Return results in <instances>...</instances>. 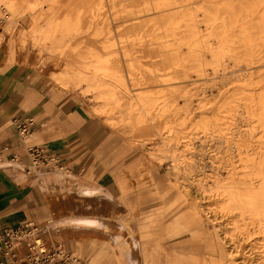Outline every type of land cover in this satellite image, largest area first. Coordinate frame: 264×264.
Here are the masks:
<instances>
[{
  "label": "rangeland",
  "instance_id": "374dc122",
  "mask_svg": "<svg viewBox=\"0 0 264 264\" xmlns=\"http://www.w3.org/2000/svg\"><path fill=\"white\" fill-rule=\"evenodd\" d=\"M17 1L20 13L16 26L6 31L3 23H0L1 34H3L0 39V62H14L23 53L26 55L32 52V55L36 54L38 56L39 53L35 49L40 48L43 53L40 64L47 66L50 78L55 84L57 82V86H62V84L55 79V76L62 69L67 68L66 64H71L77 70H85L87 64L100 62L102 66L116 70L121 76L122 82H118V86L123 93L132 96L138 94L149 95L155 99H162L168 95L176 96L175 108L169 111V122L164 123L163 119L159 118L156 119L155 124L162 127V132L166 130L163 126H170L173 130L178 131L183 136L180 138L181 141L187 140V133L196 129L200 138L198 143H202L204 147L200 148L198 146L194 148V152L198 156L203 157L201 162L206 163L205 155L208 151L206 148L212 144V141L205 143L203 140L202 119L206 118L208 121H213V113L219 108L223 109L226 102L230 100L232 93H241L243 88L238 89L235 85L229 84L227 85L229 87L228 90L223 87L221 92L217 93L215 87H209L208 96L210 98L208 97L201 108L204 112L192 115L190 113L191 106L196 104L197 98L203 95L204 88L202 86H205L207 84L205 81L208 80L207 78L203 80V78L207 77L208 72L212 70L211 61L208 58H204L205 60L203 59L202 61L189 59V56H187V43L182 41L179 44V50L181 49L182 55L179 54L178 62L184 71V75L174 79L181 83L167 84L166 82L158 81L160 78L159 73L162 72L159 68L160 64L162 66L160 61L163 58V50L166 49L165 52L171 53L175 51V48L172 45L163 46L171 40V37L166 34V30L161 29V18H157V15L152 12L150 14H146L145 11L144 13H136L137 10H141L142 5H148V2L145 0ZM201 1V3L197 2L194 4L197 12H201L202 6H204L213 13L227 7L232 0ZM237 1L233 0L232 2L236 5L234 14L242 11L240 14L245 15L247 12L243 11L242 6L252 3L253 0H239L242 3ZM183 2L185 6L181 12L187 13V0H183ZM40 5L44 7L39 8ZM54 8L56 9L55 18L57 20L68 18L72 22L76 21L79 23V26L75 35L64 38L62 50L55 51L54 56H51L44 54L42 45H32L30 43V35L33 26L44 23L48 10ZM262 10L263 8L257 14H262ZM2 15L3 13H0L1 17ZM244 20L239 24L243 23ZM203 32H205V29L201 31V34ZM129 41L134 42L135 46L129 47ZM151 42L153 44H149ZM254 47L258 51V55L264 58L263 45L254 42ZM156 49L157 52L155 51ZM155 53L157 54L155 55ZM156 59H160L157 64L153 62ZM263 62L250 64L254 74L258 75L264 72L254 68ZM198 63H202V65ZM129 64H132V66L129 67ZM202 69L204 70L202 71ZM203 72H206L205 76ZM187 74L190 75L189 79H187ZM191 74L192 77L196 76L195 79L191 77ZM184 79L186 86L183 84ZM196 79L197 81H194ZM190 80H193V82L190 83ZM178 84L181 86H178ZM177 87L178 89H175ZM182 87L185 88L182 89ZM168 88H171V90L169 91ZM254 92L256 99L252 102L257 103L258 99L264 96V84L255 88ZM88 97L90 98H86L93 102L91 95ZM185 97L190 98L186 99ZM191 99H193V102H191ZM120 101L123 103V97H121ZM100 102V100L95 101L96 104ZM106 109V111L96 112L103 115L105 125L107 128L109 127L113 142L122 143L123 146L119 148V153H114L110 158V169L113 170V175L116 177L120 173V168L128 165L132 166L133 179L140 177L139 179L141 180V183L137 184V189L141 188L140 190L143 191H139L140 193H137V195L134 192L126 194L124 198L128 202L127 207H118L114 196L109 194L112 197L110 198L106 189L98 187V185L87 186L89 184L80 180L82 175L89 179L95 178V175L91 172L86 174L85 171H80L78 175L71 176V178H74V183L53 184L57 191H43V199H40L42 203L47 202L49 207H41L40 211L41 213L44 212V214L35 219L29 218V220L34 221L39 227H44L48 219H56L60 216L74 215V218H78V220L94 218L103 222H113L117 225L121 234L116 240H113L96 229H88L83 225H74L63 230L50 232L45 229L46 242L51 239L61 241L76 255L87 259L90 264H132L133 260L129 246L133 243L135 244L133 252L135 253V258L138 259V264H209L208 254L197 237L187 231L186 226L181 225L183 221L186 225V218L182 217L179 224L173 222V212L185 215L187 212L191 213L193 208L189 207V204L191 201H197L204 204L205 208L211 211L212 217H216L213 222L218 225L221 233L225 235L226 248L235 250V264H264L257 254L260 243L264 242V234L253 233L249 238L241 237V234L246 233V231L249 232L251 229L254 231L255 228H253L252 224H248L246 228L239 226L238 229L235 227L234 223L237 218L233 216L234 213L230 210H219L216 207L217 201L200 198V195L195 192L194 185L190 179H187L188 186L183 188L181 193L178 192L173 185L174 179L164 174V165L160 166L148 155L147 151L150 145L142 143V140L148 137H152L155 140L157 137L156 130L150 128L151 126L147 123L127 125L122 122L116 123L114 120H108V116L117 115V108L115 106H107ZM230 122L242 124L243 118L236 117L234 120L230 119ZM25 143L27 145L41 144V139L36 136L34 127L31 134L25 138ZM131 162L132 165L129 164ZM15 167L22 171L25 170V167L18 166L12 162L0 164V168ZM33 169L36 170L35 168ZM57 173L60 175L68 174L63 169L57 170ZM125 173L127 174L128 172L125 171ZM128 177L131 176L128 174ZM196 177H203V174L198 172ZM117 180L119 178L115 180L116 184L120 182H116ZM178 181L182 182V180ZM183 182L186 183V181ZM128 183L131 186L136 185L135 180L130 179ZM72 187L77 189L100 188L102 193L97 194L93 200L79 203L66 193L65 189ZM112 188L114 190L115 186ZM128 190L130 192L133 189L130 188ZM119 199H121L120 196ZM111 211L114 216L109 219L108 215ZM210 225L211 222L208 223V226ZM81 242L87 243L86 250H75V245ZM114 242H117V244ZM144 260L147 262H144Z\"/></svg>",
  "mask_w": 264,
  "mask_h": 264
},
{
  "label": "bare ground",
  "instance_id": "6f19581e",
  "mask_svg": "<svg viewBox=\"0 0 264 264\" xmlns=\"http://www.w3.org/2000/svg\"><path fill=\"white\" fill-rule=\"evenodd\" d=\"M145 1L149 4L142 5L141 10H137L136 13L145 11L146 14H150L152 12L157 15V18H161V29L166 30V34L173 40L163 46L172 45L175 48V51L171 53L165 52L166 49L163 50L162 61L160 59L153 61L156 64L159 61L162 62L163 68L160 64L159 70L162 72L159 73L158 81L167 84L176 83L179 81L174 79L184 75L178 62L179 54H181L179 44L182 41L187 43L189 59L202 61L208 58L211 61L212 70L210 68L211 71L208 72L207 77L203 78L210 81H205L207 84L202 86L204 92L197 98V103H191L192 115L204 112L201 108L209 97V87H215L217 93L221 92L223 87L228 90L229 84L235 85L238 89L243 88L241 93H232L223 109L218 106L219 109L213 113V121L202 119L203 140L205 143L212 141V144L206 148L208 150L205 155L206 163L201 162L203 157L194 152V148L204 147L202 143H198L200 138L196 129L187 133V140L181 141L180 138L183 136L178 131L170 126H163L166 130L162 132V127L155 124L156 119L159 118H162L164 123L169 122V111L175 108L176 96L168 95L162 99H155L149 95L132 96L123 93L118 86V82H122L121 76L116 70L104 67L100 62L87 64L85 70H77L68 63L67 68L62 69L55 79L66 88H80L83 94L89 93L93 101L100 100L99 104L93 106L95 111H106L107 106H115L117 115L108 116V120L127 125L149 124L150 128L156 130L157 137L155 136V140L152 137L145 138L142 143L150 145L148 155L160 166L164 165V174L174 179L173 185L178 192L181 193L183 188L188 186L187 179H190L200 198L217 201L216 207L219 210H230L234 213L233 216L237 218L235 227L246 228L248 224H252L254 231L251 229L249 232L239 233L241 237L249 238L253 233L264 234V96L259 98L257 103L252 102L256 99L255 88L264 84V72L256 75L250 66L253 62L264 61L254 47V42L264 47V0H253L252 3L242 6L243 11L248 13L245 15L240 14L242 11L234 14L236 5L232 3L233 0L227 7L213 13L204 6L201 12H197L194 4L201 3V0H187V13L181 12L185 6L183 0ZM237 2L242 3L239 0ZM42 6L40 5L39 8ZM261 8L263 12L258 15L257 12ZM0 13H3L2 17L0 16V23H3L4 29L6 31L12 29L19 18L18 1L0 0ZM55 14V8L49 9L44 23L35 24L31 30L30 43L42 45L45 55L54 56L55 51L62 50L64 38L75 35L78 31L79 23L72 22L68 18L57 20ZM243 20L244 22L239 24ZM204 29L205 32L201 34ZM1 32L0 30V39L3 35ZM128 45L133 47L135 43L129 41ZM155 51L157 52V49ZM155 55L153 54L154 57ZM198 64L202 65V63ZM128 66L131 67L132 64ZM254 68L264 71V62ZM204 69L206 71V67ZM205 74L206 72H203L204 76ZM195 77L192 78L195 79ZM189 78L190 75L187 74V79ZM190 81V83L193 82V80ZM183 84L186 86L185 79ZM178 86L181 85L178 84ZM168 90L170 91L171 88ZM121 97L124 99L123 103L120 101ZM236 117L243 118L242 124L230 122V119L234 120ZM198 172L202 173L203 177H196ZM48 190L57 191L53 184H43L37 191L43 194V191ZM65 190L79 203L93 200L97 194L102 193L100 188L72 187ZM108 196L112 198L109 194ZM189 207H192L193 211L187 212L186 215L173 212V222L179 224L182 217L186 218V225L184 221L181 225L186 226L187 231L197 237L208 254L209 264H235V250L226 248L225 235L213 222L216 217H212L211 211L200 202L191 201ZM113 216L111 211L108 218ZM74 217L70 215L48 219L43 226L50 232L83 225L88 229H96L113 240L121 234L113 222H103L94 218L78 220ZM209 222H211L210 226H208ZM114 243L117 244V242ZM134 245L133 243L129 246L133 260L131 262L138 264V259L133 252ZM86 248L85 242L75 245L77 251H85ZM257 254L264 263V242L260 243ZM144 262L147 261L144 260Z\"/></svg>",
  "mask_w": 264,
  "mask_h": 264
},
{
  "label": "crops",
  "instance_id": "0c3cea01",
  "mask_svg": "<svg viewBox=\"0 0 264 264\" xmlns=\"http://www.w3.org/2000/svg\"><path fill=\"white\" fill-rule=\"evenodd\" d=\"M35 51L38 56L29 51L30 54L23 53L14 62H0V149H4L6 159L12 155L19 159L5 163L25 167L24 171L18 167L0 168V231L42 216L41 207H49V204L40 201L43 194L38 188L43 184L74 183L71 176L80 171L95 175L93 179L85 175L79 179L89 184L87 186L106 189L114 196L118 207H127L126 194L134 192L137 195L143 191L137 189L141 180L140 177L133 179L130 165L120 168L119 175L114 177L110 158L123 146L113 142L103 115L93 110L95 101L87 99L90 94H83L77 88L57 86L47 66L40 64L42 50ZM14 116L34 118L36 136L59 156L67 175H60L56 168L31 165L25 139H21L11 121ZM117 178L118 184L115 183ZM130 179L136 181L135 186L128 183ZM130 188L133 190L128 192Z\"/></svg>",
  "mask_w": 264,
  "mask_h": 264
},
{
  "label": "built area",
  "instance_id": "2783aa9c",
  "mask_svg": "<svg viewBox=\"0 0 264 264\" xmlns=\"http://www.w3.org/2000/svg\"><path fill=\"white\" fill-rule=\"evenodd\" d=\"M21 139L31 134L36 123L33 117L14 116L11 119ZM35 167L63 169L59 156L46 144L25 145ZM0 149V164L5 161L18 162L19 159L3 156ZM45 228L32 220H25L0 231V264H90L85 258L76 256L63 242L51 239L46 242Z\"/></svg>",
  "mask_w": 264,
  "mask_h": 264
}]
</instances>
